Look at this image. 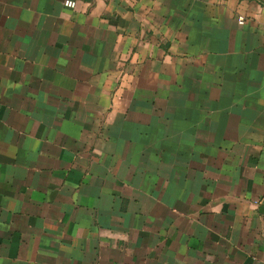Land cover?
<instances>
[{
    "label": "crops",
    "instance_id": "1",
    "mask_svg": "<svg viewBox=\"0 0 264 264\" xmlns=\"http://www.w3.org/2000/svg\"><path fill=\"white\" fill-rule=\"evenodd\" d=\"M0 264H264V0H0Z\"/></svg>",
    "mask_w": 264,
    "mask_h": 264
},
{
    "label": "built area",
    "instance_id": "2",
    "mask_svg": "<svg viewBox=\"0 0 264 264\" xmlns=\"http://www.w3.org/2000/svg\"><path fill=\"white\" fill-rule=\"evenodd\" d=\"M67 4H68V6H71V7L75 6V2L74 1H67ZM238 22L240 24H243L245 22V18L243 16H239L238 17Z\"/></svg>",
    "mask_w": 264,
    "mask_h": 264
}]
</instances>
